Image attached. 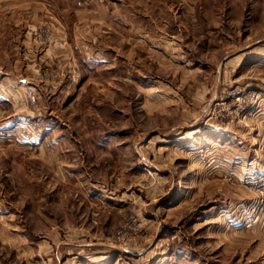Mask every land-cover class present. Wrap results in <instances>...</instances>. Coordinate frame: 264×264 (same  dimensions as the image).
<instances>
[{
  "label": "rangeland",
  "instance_id": "1",
  "mask_svg": "<svg viewBox=\"0 0 264 264\" xmlns=\"http://www.w3.org/2000/svg\"><path fill=\"white\" fill-rule=\"evenodd\" d=\"M107 3L0 89V264H264V0Z\"/></svg>",
  "mask_w": 264,
  "mask_h": 264
},
{
  "label": "crops",
  "instance_id": "2",
  "mask_svg": "<svg viewBox=\"0 0 264 264\" xmlns=\"http://www.w3.org/2000/svg\"><path fill=\"white\" fill-rule=\"evenodd\" d=\"M0 1L7 5L5 8L0 7V89H3L1 91L6 89L8 91L17 84H30L35 79L29 77L31 65L29 60H36L34 57L31 58L35 46L30 38L39 25L51 23L52 26H57L58 30H65V43L56 48L48 47L42 55L43 59H40L42 63L35 62V67H38L35 72L42 70L43 67L47 68L43 62L49 65V62L54 60L51 52L53 49L55 56L58 51L59 56L69 54L70 57H74L75 46L79 47V43L84 44L87 41L82 36L91 31L88 22L102 20L103 16L108 14L109 8L107 0ZM30 1L34 3L31 4ZM71 13L72 17L76 16L74 24L69 22ZM84 52L88 53L87 50ZM61 58L64 59L62 56ZM0 99L3 100L1 96Z\"/></svg>",
  "mask_w": 264,
  "mask_h": 264
},
{
  "label": "built area",
  "instance_id": "3",
  "mask_svg": "<svg viewBox=\"0 0 264 264\" xmlns=\"http://www.w3.org/2000/svg\"><path fill=\"white\" fill-rule=\"evenodd\" d=\"M43 36L48 37V40L49 39L51 40L53 38V37H51L50 33H46L45 35L41 34L40 38ZM53 41L56 42L57 45H63L64 44V40L62 38L54 39ZM25 96H26V98L29 99V101H31L32 104L36 103L37 96H36L35 90L32 87H28L25 90Z\"/></svg>",
  "mask_w": 264,
  "mask_h": 264
},
{
  "label": "bare ground",
  "instance_id": "4",
  "mask_svg": "<svg viewBox=\"0 0 264 264\" xmlns=\"http://www.w3.org/2000/svg\"><path fill=\"white\" fill-rule=\"evenodd\" d=\"M180 206V205H179Z\"/></svg>",
  "mask_w": 264,
  "mask_h": 264
}]
</instances>
